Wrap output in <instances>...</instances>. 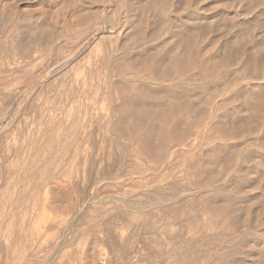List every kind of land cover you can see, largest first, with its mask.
<instances>
[{"label": "rangeland", "instance_id": "obj_1", "mask_svg": "<svg viewBox=\"0 0 264 264\" xmlns=\"http://www.w3.org/2000/svg\"><path fill=\"white\" fill-rule=\"evenodd\" d=\"M169 1L167 0V2H169V4H168L167 11L165 13V11L160 10L161 8L158 9L159 7H157V6H159V5H157L156 0L155 1L154 0H151V1L150 0H0V36L3 38V39L2 38L1 39L5 40V43H7L6 49H9V51L12 50V52H13L12 53L10 51V53H8L9 55L6 56V59L4 58L5 60L3 59V62L0 65L1 66L0 67V72H1L0 74L3 75L5 73L7 74L8 71L11 72V74H10V72L8 73L9 75L8 74L7 75L5 74L6 76L3 75L4 77L0 76V78L1 77L3 78V81H2V78L0 79V87L4 85L3 89H1V90H4V88L7 87V88H5V91H4L5 93L2 92L3 93L2 94L0 91L1 100L2 101L4 100V102H5V100L8 98V97L4 98V96L2 97V95H5L6 93L7 94L5 96H7L9 94L8 96L10 98V99L8 98L9 100L8 99L6 100L7 102H5V103L2 102L3 104L0 103V106H2L1 109H3L2 114L4 113L3 116L1 117L2 114H1V110H0V133L3 131V129H5V127L6 128L10 127L9 129H11V128L15 129L16 128L15 130L17 132L19 130V132H18L19 134L15 133V135H12L13 136L12 138L13 139L15 138L14 140L17 141L18 139H20L19 137L22 134V131H20L21 129L25 130V128H26L25 131H28V129H29V131H35L36 132L38 129L36 127L38 125V118L40 119V117H41L43 119V118H47L48 116L51 115V117H48L51 119V118L56 116L55 114H57V117H59L58 115L61 114L60 109L63 107L62 105H60V107L58 106L59 109H57L58 107L55 106V107H57L56 108L57 111L54 109L55 107H50L51 109H54L55 112L51 111V113L53 112V114L55 116H52V114H49L50 109L47 107L48 104H45L46 103L45 101H48L50 99L51 94H52V96H55L57 93L59 95L60 92L63 93L66 90L68 92H72V91H74V89H76V90L78 89L77 92H76V90L74 91L75 97L78 96L77 97L78 99L76 98V101H75L77 106H78L79 102H82V103L84 102L85 104L87 103L86 105L89 108L90 107L93 108V106L95 108V106L97 105L95 109L93 108V110L90 108L91 114L89 113L86 117L88 118V117H91V115H92L91 118L94 120V122H96V120H97V121L103 123V124L100 123L98 125L99 122H97V124H96L94 122H90V121H93V120H90V118H88V120H90V121H88L86 117H85V119H86L85 120L83 116H80V117H83V119L86 121L85 122L83 120V123L85 122L86 124L82 123V125H80L81 124L80 120L82 118H79V124H78L82 128L84 127V129L82 131V133L83 132L84 133L82 135L85 134L83 136L84 138L80 137V139L82 138L81 139L82 144H80L81 147L79 146V149L80 148L82 149L83 147L84 148L82 149V152H81V149L78 150L79 153L81 152V154L79 156L82 159H80L79 157H77L78 158L77 159L76 156H78V155H73V156H75L74 158L77 159L76 160L77 164H76V163H74L75 159L73 157H72V159H74V160H72V159L70 160L71 157L69 155H66L65 157H63L64 159H62V161L60 162L61 168L58 167L59 166L58 163L53 162L52 167L50 168V174L53 176L54 179H55V177H57L56 178L57 180L55 181L51 178L49 180L52 182H50L48 180L47 182L42 184L43 185L42 190L45 192L43 195V191L41 190L40 199H41V201H43V204L45 203L49 206L48 207L47 205L46 206L44 205V210H46V212L49 210V212H47V213H49L50 215L53 214V212H54L55 215H51L54 217H56V215H57V218H54V219L58 220L62 217L60 219V221L64 220V223L61 222L62 224L58 223L59 224L58 225L56 223L58 226L56 225L57 227H55V229L57 230V233H55V234H57L58 236L57 235L54 236L53 232L56 230H53V232H50V237L52 236L51 233H53L54 237L53 236H52L53 238L49 237L50 240L45 239L46 243L42 242L43 239H41V237L46 238L45 234H46V236H48L49 235L48 232H47L48 235H47V233H45V234L42 233V235L40 234L38 237H35L37 239V242L38 243L40 242V244H37V242L34 241L35 243L33 242V244H34L33 247L31 248V246H32L31 245L29 250L25 252L26 254L23 256L25 259L23 257H21V259L19 257L16 258V256H15L16 254L14 255V253H15V247L13 249V246H15V245H13L14 241H12V243H8V245L5 243L6 245L3 246V244H2L3 240H1V239H3V236H0V240H1L0 244H2V250L3 251L6 249V247L8 248V246L13 245L12 247L10 246L11 248L9 247V249L14 250V253H12V251H10L9 249L5 250L7 253L2 251L3 253H5L8 256H11L10 255L11 253L15 256V258H14V256L13 257L7 256L8 257L7 258L8 261H6L7 264H23V263L24 264H28V263L29 264H53V263L54 264H68L70 261L71 262L69 264H74V261H75V264H149V263L150 264L151 263L157 264V261H158V264H162V263L168 264V261H170L168 259H172V258H169L168 256H167L168 259H166L167 258L166 255H168V253L166 251H167V249H169V247L175 248L176 251L178 250V252H179V250L180 251L183 250V251H181V253H185V254H183L184 256L186 255L185 257H189V258L191 257V260H193L192 262L190 261L191 263L189 262L190 264H192V263L193 264H205V263L206 264H218V263L224 264L225 262H231L232 264H264V116H263L264 115V100H262V99H264V0H189L188 2H186V0H169ZM184 1L187 4H185ZM153 2H155V4ZM178 2L181 4L179 5ZM153 4H154V6H153ZM145 5H146V7H145ZM181 5H185V6H181ZM141 9H143V10H141ZM136 11L138 14L136 13ZM141 12H143V13H141ZM161 13H163V14H161ZM53 16H54V18H53ZM139 18L141 19V21ZM151 18L152 19L154 18V19L152 20ZM63 22H65L66 24ZM62 24H63V26H61ZM60 26L63 27L64 30L65 29L66 30L70 29V30H67L66 33H64V35H62L61 34L62 32H60V30H62L63 28H61ZM147 26H149V27H147ZM158 26L160 28L162 26L161 31H160V28H158ZM170 26L172 28V29H170L171 31L168 30V27H170ZM195 26H197V27H195ZM140 27L145 28L144 31L147 28V30H146L147 32L150 31L149 29H151L153 32H155L156 30L158 31V29H159V32H157L158 34L154 35V33L151 31L153 35L150 32H149V34L147 33V35L150 38H148V37L146 39L145 38H138V40L141 39V41L140 40L138 42L134 41L135 42L134 43L133 40H134V38H137V36L134 37L133 34L134 33L136 34L138 30L140 31ZM194 27L196 29H194ZM197 28L203 29V30H199ZM58 29H60V30H58ZM163 29L165 30V33H164ZM5 30H7L6 31L7 34H5ZM135 30H137V31L135 32ZM141 30H143V29H141ZM193 30H199L197 33V42L198 41L200 42L197 44H199L198 45L200 47L199 50L201 51V52H199V50H198L199 54L202 53V55H204V56L206 55L205 57L207 59L211 60L210 62H212V63L217 58L216 62H214V64H212L213 68H216V69H213V71H211L214 74L212 76H210V77H212V79L209 77L212 80V81L209 80L210 83L205 82L208 80L204 76L205 74L204 75L202 74V76H201L202 72L196 73L197 71H199V69L198 70L197 69H195V70L191 69L189 71V73H187L188 74L187 76H189L188 78L190 81L187 78L186 79L187 81L185 80L186 82L184 80L182 81L181 78H179L180 76H178V77L176 76L177 79L175 78V80L171 83H168V82L159 83V82H156V80L155 81L147 80L144 77L145 74H147V73H145L144 71L147 72L149 68L146 66H145L146 68L141 67L139 65V63L135 64V65H133V64L131 65L129 63V59H127V57L130 58L133 55L135 57V55L139 52L138 50H140L142 48H146L147 50H149L150 53H152L153 51L158 52V50L159 51L166 50L168 47H170L174 44V41L177 42L178 40H180L182 38L183 34L184 35L190 34V32H192ZM2 31H3V33H2ZM166 31H168V32L166 33ZM187 32H189V33H187ZM159 33H160V35H159ZM199 33H201V35ZM4 35L9 37V38L5 37ZM10 35H12V36H10ZM46 36L47 37L49 36L51 39L49 37L47 38ZM131 37L132 38L134 37V38L131 39ZM41 39H43V40H41ZM46 39L48 41H46ZM100 39H102V40L104 39V40L102 41ZM105 39H107V40L109 39V40L107 41ZM144 39H145V41H143ZM130 40H132V41H130ZM36 41L37 42L41 41L40 42L41 45H42V42L45 41L44 44L46 46L44 44L42 46L40 44L37 45ZM109 41H110V43L111 42L112 43L110 44ZM35 42H36V44H35ZM97 42L100 45H98ZM113 42H115V44ZM105 43H107V44H105ZM47 44H48V46H47ZM94 44L95 45L97 44L99 48L97 47V45L95 46ZM141 44H143V45H141ZM93 45H94V47H92ZM103 45H104V47H103ZM230 45H232V46H230ZM8 46H9V48H8ZM18 48L19 49L21 48L20 56H19V53L17 52ZM110 48H111V50H110ZM159 48H162V49H159ZM164 48H166V49H164ZM235 49H237V50H235ZM202 50H203V52H202ZM230 50L233 52H231ZM234 50H235V52H234ZM29 51H30V55L28 53ZM90 51H92L91 53H94L96 56H94L93 54L89 55ZM228 51H230L232 54L228 53ZM101 54H102V56H101ZM251 54L256 55V60L251 62L253 64H251L250 62L245 63L247 56L249 57ZM87 55H89L91 57L90 58L88 57V59H87ZM243 55H244L245 59H244ZM107 56H109V57L107 58ZM103 57H106V58H103ZM241 57H242V62H241ZM125 59H127L128 64L126 63ZM132 59H134V58H130V60H132ZM123 60H124V62H123ZM30 61H32V62H30ZM104 61H106V63L109 65H107ZM220 61H222V62L220 63ZM243 61H244V63H243ZM85 62L88 64H86ZM92 62L94 65L92 64ZM94 62H96V65ZM29 63L30 64L33 63V64L30 65ZM102 63H104L105 66ZM216 63L217 64L220 63L219 66H222V67L219 68V66ZM13 64L14 65L18 64V70H17V66H13ZM21 64H23V65H21ZM28 64H29V67L27 66ZM91 64L93 66H96V69L99 67L97 69V71H99L100 73L96 72V75L99 77H102L103 79L101 78L102 79L101 80L99 77H97L95 75L93 80H95L96 78L97 79L95 81H93L92 84H90L91 81H88V80H86V83L82 82L81 80L85 81V79H86L85 75H83L84 71H86V70L88 71L87 67L88 68L92 67ZM99 64L101 66H98ZM119 64H122L123 69H124V66H127V65L130 66L131 65L132 67L131 66L130 67L132 69H129V71L126 69L121 70L118 67ZM125 64H127V65H125ZM215 64L218 67L214 66ZM249 64H250L251 68H250ZM70 65L72 68L70 67ZM110 65H112V66L114 65L113 68ZM136 65H138L141 68H139L138 66L136 67ZM242 65L245 67H243ZM81 66H82V68H85V69L80 68ZM106 66H107V69H106ZM115 66H117L118 68H116ZM119 66L122 67L121 65H119ZM46 67H47V70H46ZM69 67H70V69H72V70H70L71 71L70 73H69V71H67V72L65 71L66 69H69ZM76 67L77 68L79 67L80 69L83 70V71H81L82 73H80L81 75H78V74L74 75L76 71L78 73V69L76 71L74 70ZM11 68H13V69H11ZM14 68L16 70L15 72H13ZM25 68L27 69V71H28V69L32 70V72L30 71L32 74L29 72L31 75H28V72H26ZM52 68L58 69L62 73L64 71L63 74L66 73L65 74L66 77H65V75L63 77L64 81L59 80L57 82H52V79H51L52 75H49V74H47V76H44V77L41 75L37 76L38 74H40L39 72H42V70L50 71V70H53ZM102 68L107 72H105ZM133 68H136V69H134L136 71H143V72L137 73V74H135V73L131 74V72L134 71ZM222 68L224 70H222ZM130 70H132V71H130ZM17 71H21L20 73H22V75H20V73H18ZM123 72L125 75L123 74ZM25 73L28 76L25 75ZM68 73H69V75H67ZM126 73H128V74H126ZM183 73H185V72H183ZM222 73H223V76H222ZM101 74H102V76H101ZM199 74H200V76H197ZM216 74L218 75L219 78H217ZM11 75H13V77ZM77 75H78V78H77ZM135 75H137V76H135ZM23 76H25V77H23ZM67 76L69 79H71L72 77L74 78V76H75V79L73 80V78H72V80H67L68 79ZM82 76H84V77H82ZM203 76L205 77L204 79H203ZM215 76H216V79H215V81H213L214 80L213 77H215ZM221 76L223 78H221ZM105 77H107V78L105 79ZM11 78H13V79H11ZM80 78H83V79H80ZM5 79L8 82H6ZM61 79H62V77H61ZM196 79H199V80H196ZM202 79H203V81H202ZM98 80L100 82H98ZM113 80H115V81H113ZM142 80H143V82H142ZM195 80L197 82H195ZM13 81H14V83H13V86L11 88V86L8 84H10V82H13ZM50 81L52 83L49 85ZM67 81H69V83L72 84V87L70 86L69 89L67 87V85H69V83ZM78 81H81L80 82V83H82L81 86L79 85L80 83ZM125 81L128 83H126ZM2 82L5 83L6 85L3 84ZM63 82H64V84H63ZM88 82L90 85L88 84ZM94 82L97 84H95ZM105 82H106L107 86L105 85ZM200 82L202 83V85ZM29 83H30V87L28 86ZM75 83H77V84L75 85ZM83 83H85V85ZM140 83H141V85H140ZM203 83H204V85H203ZM73 84H74V86H73ZM93 84H95L96 86ZM132 84H135L134 87L136 90H138V91L135 90L136 92H139L140 89H141V91H145V89H147L150 92L145 91L144 93L150 94L151 92H153L155 95H158V97L156 96L157 100L155 98H153L155 95L150 96L153 100L150 98L148 99V108L150 110L152 109L149 112L152 114L150 115V113L148 112L149 116L147 117L148 114L146 116H144L148 119L143 118V121H144L143 126L145 123L146 124L144 127L142 126L143 127L142 129L140 127L139 131H140V129L141 130L144 129L143 131H145L146 125L150 126L151 123H152L151 126L154 125L153 126L154 129H156L158 127L157 128L158 131H163L165 129L163 123L160 122V119L156 118L155 116L153 117V115H156L154 113V109H156L158 107L157 110H155V111H159L160 108L161 109L164 108L161 105L164 104V106H166L167 105L166 103H170L175 98H176V101H180L181 103L186 102L187 100L189 101L190 97H192V99H193V100L190 99L191 101L188 102L189 104L191 103L190 105H192L190 109H189L190 105H187V102H186V105L183 103V105H185L186 107L188 106L186 111H185L186 108H184L185 106L181 105V107L184 108V109L182 108L183 111L186 112V113H184L182 111L184 114V117L185 118L188 117L187 120L190 118L188 120L191 122L190 131H188L181 138L182 144H181V146L179 145V148L177 146V143L174 144L175 142H169V144L170 143L171 144L170 145L168 144L167 149L164 150V153L166 155L164 153H162V158L164 159V157H166L165 160L160 159L161 160L160 161V160H158L159 158H138L137 155L134 156V151H130V150L137 148L138 144H137V141L135 139L136 137L133 135L134 132L132 133L133 136H130V131H129L128 127H127L126 136H123L124 138L121 135H115L116 138L112 135V138H110L111 135L110 136L108 134H107L108 136L106 135V133L112 134L110 131L104 133L105 129L107 128L106 123L107 122L109 123V120L107 121V119H105V118H108V117H106L105 112L108 111L106 109V108H108V105L112 104V103L109 104L110 101L115 104V105L112 104L113 106L117 107L122 102V99H123L122 96L123 95L125 96V94L126 95L132 94V91H131V85ZM148 84H150V85H148ZM154 84H155V86H154ZM168 84H169V86H168ZM171 84L172 85L175 84V85H173L174 87ZM176 84H177L178 88L176 87ZM91 85H93L95 87V89L98 90V92H97V90L95 91V93L93 92L94 93L93 95H95V96H93V95L92 96L94 98L92 96H90L92 94L91 90H93V91L95 90ZM82 86L84 89L82 88ZM126 86H127V88H126ZM86 87H87V90H86ZM89 87H92V89ZM170 87H172V88L170 89ZM205 87H206V90H204ZM47 88H48V91H47ZM57 88H58V90H57ZM80 88H82L81 92H80ZM115 88H117V89H115ZM70 89H72V90L69 91ZM88 89H90V90H88ZM179 89H181V90H179ZM192 89H193V92H192ZM6 90H8V91H6ZM29 90H30V92L32 91V93H30ZM82 90H83V92H82ZM172 90H173V92H172ZM15 91H17L18 93H16ZM159 91L161 92V94ZM177 91H178V93H177ZM11 92H12L13 96H11L12 95ZM48 92H49V94H48ZM85 92L87 93V96H86ZM124 92H125V94H124ZM78 93H80V94H78ZM141 93H143V92H141ZM79 95H82V96H79ZM107 95H108V97H107ZM42 96H43V98H42ZM46 96L48 97L47 99H46ZM254 96H256V97H254ZM259 96H260V102L257 103L258 99H254V98H259ZM79 97L80 98L82 97V98L79 99ZM184 97L187 99H185ZM2 98H4V99H2ZM89 98H92V99H90L91 101L94 100L93 103L91 102L93 104V106L91 105L90 102L86 101V100H89ZM108 98L111 100L109 101ZM177 98H178V100H177ZM194 98L196 101L194 100ZM34 99L36 100V102ZM95 99H96V101L98 100L97 103L95 102ZM1 100H0V102H1ZM37 100H39V101H37ZM52 100H53V98H52ZM103 101H104V103H103ZM10 102L12 103L11 105L9 104ZM35 103L37 105H35ZM105 103L108 104L107 107L105 106L106 108L104 107ZM7 104H8V107L5 106ZM26 104H27V106H26ZM98 104H99V106H98ZM101 104L103 107L100 106ZM202 104H203V106H202ZM73 105H75L74 102H73ZM89 105H91V106H89ZM243 105H245V106H243ZM6 107H7V109H5ZM36 107H37V109H36ZM97 107H99V108H97ZM28 108H31V109H28ZM105 109H106V111H105ZM4 110H5V112H4ZM39 110H41V111H39ZM47 110H48V112H46ZM94 110L96 111V113ZM35 111H37L38 113ZM103 111L105 113V116L102 113ZM25 112H27L28 115ZM43 113H44V115H43ZM93 113H95V115ZM98 113L100 115H98ZM13 114H14V116L16 115L15 117L13 116L15 119H12ZM24 114H25V116H24ZM93 115H94V118H93ZM28 116H29V119H28ZM32 116H33V118H32ZM45 116H47V117H45ZM236 116H238V117H236ZM99 117L101 119H98ZM22 118L23 119L26 118V119L23 120ZM36 118H37V120H36ZM202 118H203V120H201ZM33 119H34L36 124L34 123ZM104 119L106 120V122L103 121ZM157 119H158V122L156 123L155 121H157ZM195 119H197V120H195ZM10 120H11V122L12 121L13 122L10 123ZM25 120H26V122H25ZM31 120L33 121V123H31ZM88 122L90 124L92 123L91 124L92 126H90V128H88L89 127V125L87 124ZM201 122H202V125H201ZM206 122H208V124ZM219 122H221V123H219ZM18 123H20V124H18ZM223 123H224V125H226V123L227 124L228 123L229 124L237 123L238 125L240 124V126H242L243 130H239V131L235 132L234 134L231 133L233 135V137L231 136V134L222 135L220 133V131H218L217 129H220V127L223 126L222 125ZM27 124L29 125L30 128L26 127V126H28ZM104 124H106V125H104ZM156 124H157V126H156ZM203 124H206V126L204 127L205 129L204 128L202 129ZM210 124H212V125H210ZM218 124H219V126H218ZM84 125L88 126V127H86L87 131H85L86 129H85ZM93 125H95V126L97 125L98 127L97 126L95 127ZM103 125L105 128L104 130H103ZM197 125H199V126H197ZM243 125H245V126L243 127ZM22 126H25V128H23ZM161 126H162V128H161ZM208 126H209V128H206ZM17 127L18 128L22 127V128L18 129ZM91 127H93V128H91ZM99 127L100 128L102 127L101 132H100ZM215 127H217V128H216V130L213 131L212 129L213 128L215 129ZM252 127H253V129H252ZM159 128H161L162 130ZM192 128H194V129L196 128L197 130H198V128L201 129L200 135H201L203 140H200L201 139V137L199 138L200 135L198 137H196L194 140H192L191 136H188V135H191L190 132H194V130ZM88 129H91L92 131H94L95 129H97V130H95V132H93L94 134H92L91 130H88ZM98 129H99V131H98ZM131 129L132 128H130V130ZM88 131H89V133L87 134ZM106 131H108V130H106ZM215 131L217 132V134L219 133V136H217V134L215 136ZM209 132L213 133L214 135L210 134ZM239 132H240V134H239ZM37 133H39V131H37L34 134V136H36L35 138H37V140L34 138L35 141H38V138H39ZM138 133H140V132H138ZM141 133L143 134L144 132H141ZM243 133H244V135H243ZM16 134L19 136L17 137ZM86 134L88 135V137ZM89 134H91V135H89ZM235 134H237V135H235ZM80 135L81 134H79V136ZM102 135H106L107 137L103 136L104 139H102L103 138ZM211 135L213 137V140L211 138ZM99 136L101 138H99ZM220 136L222 139L219 138ZM229 136L231 138H229ZM16 137H17V139H16ZM105 137H106V139H105ZM118 137H120V138L122 137L121 138L122 141H119ZM12 138L9 140L10 142L9 141L4 142L3 140L0 139V154H1L0 155V161H1L0 164L1 165L3 162L6 161V158L7 159L12 158L14 156V154H16L17 149H15V148H18L20 140H18L17 142L16 141L14 142V141H12ZM85 138L86 139L89 138V139H87V142L85 141L86 140ZM91 138H94V141H93V139L91 141ZM109 139L111 141L112 140L114 141L112 143H115L116 147L114 144L113 145L111 144V141L109 142V144H108V142H106V144H105L106 148L104 151L105 145H103V144L105 143V140L109 141ZM158 139L159 138L155 139L153 141V144H152L153 150H155V151H157L156 149L158 147L155 148L154 145L157 146V144H160V143H161V145L160 146L158 145V146H159L160 150L163 149L161 147V146H163L162 141L159 140V143L156 142V141H158ZM102 140L104 143L102 142ZM116 140H118V141H116ZM39 141H41V138ZM84 141L86 142V145L84 144ZM184 141H185V143H184ZM219 141H221V142H219ZM97 142H99V143L97 144ZM5 143H7L8 145L10 143L11 144L15 143V144H14V146L13 145L11 146V144H10L11 147H9V149H6V150H8V151H6L4 148V147H6ZM92 144H95V145H92ZM99 144H101V146L103 145L102 148ZM110 144L114 148L112 146H108ZM218 144L220 146L223 144L222 145L223 147L221 146V150L223 149V151L225 153L226 152L228 153V151H229V153L228 154L226 153V154L228 155L227 157H230L228 159L229 160L231 159V160H230V162L225 163L226 164L225 167L222 166V163L211 161L209 159H208L209 160V162H208L207 158L205 157L206 151L207 150L209 151V149L211 147L216 146ZM84 145L86 146V148ZM126 145H127V147H126ZM176 146H177V148H176ZM159 148H158V150H159ZM10 149H11V151H10ZM13 149L15 150V152H13L14 151ZM33 149L34 148H32L30 150V155H29L30 157L28 156V160L33 159L35 156L37 158V156H38V155H36L37 151L35 149L34 150ZM108 149L109 150L111 149L112 151L111 150L109 151ZM134 150H136V149H134ZM172 150H173L172 153L173 154L176 153V154H174V155L172 154L170 156L169 153ZM34 151L36 154L34 153ZM155 151H153V153H155ZM110 152H111V154H110ZM184 152H185V154H184ZM11 153L13 156L11 155ZM79 153L77 152V154H79ZM118 153H120V154H118ZM115 154H116V156H115ZM9 156H11V157H9ZM104 156H106V157H104ZM152 156L154 157V154H152ZM87 157H89V158H87ZM90 158L92 160H89ZM20 160H21V158H20ZM20 160L18 158L19 164L21 165ZM146 162L148 164H146ZM62 163L65 165H63ZM80 163L83 165V167L81 166ZM150 163L152 164V166ZM72 164H74V165H72ZM225 164H223V165H225ZM56 165H57L59 170H53L54 168H57ZM62 165H63V167H62ZM80 166L82 168H85L86 170L82 169ZM64 167L68 168L69 170H67V169L65 170ZM78 167L81 168L80 171L77 170V169H79ZM135 167L137 169L134 170ZM141 167H143V168H141ZM0 168L2 169L3 166H1ZM70 168H71V170H70ZM129 168H131V169H129ZM74 169H75L76 173H77V171H79L77 174L78 176H76V174H74V177H75L76 185L78 186L79 191L81 190L80 192L79 191L76 192L75 188L71 185V183L69 181H67L68 179H66L67 178L66 175H68V173L70 171H72V173H75ZM143 169H144V171H143ZM83 170H84V173H83ZM65 171L66 172L68 171V172L64 173ZM61 173H64L63 177H60V176H62ZM88 174H89L90 178L89 177L87 178ZM0 175L3 176L4 173H2V174L0 173ZM80 175H83V176H80ZM1 176H0V187L3 183L1 181L5 180L6 175L3 177H1ZM84 176H85V178H84ZM104 177H106V178H104ZM62 180H64L65 182ZM60 183H61V185H60ZM69 183H70V185H69ZM161 187L163 188V190ZM173 187H175V188H173ZM65 188H66V190H65ZM169 188H170L171 193L168 192L167 194H169V195L171 194L170 195L171 197L169 196L167 199H165L164 196L166 195V191H169ZM219 189H220V191H219ZM161 190H162V193L160 192ZM0 191H2V190H0ZM45 193H49L48 196H46L47 194H45ZM216 193H217V195H216ZM218 194L220 197L218 196ZM156 195L158 196V199H157ZM150 196H151V198H150ZM160 196H162V197H160ZM167 196H165V197H167ZM45 197L48 198L47 199L48 201L46 199H44ZM159 198H161V199H159ZM150 199L151 200L153 199L154 201L153 200L151 201ZM211 199H215V201L211 200ZM162 200H164V201H162ZM210 200L213 203L214 202L217 203V207H218V209H220V210L217 209L218 211L216 212L215 209L210 208L212 210V212H213V210H215L214 212H216V213H211V211H209L210 209H208L209 204L207 202ZM135 202L137 204L139 203L138 204L139 206ZM176 202H178V203H176ZM140 203H142V205ZM171 203H173V204H171ZM9 204H10V202L7 201L5 205L8 206ZM43 204L41 203V206H43ZM199 204H201V205H199ZM224 204H226V205H224ZM228 204L230 206H228ZM136 205L138 206V208L142 207V210L144 211V213L146 212L145 210H147L148 211V212H146L147 214L149 213L150 215H153V217L157 216V217H155L157 220L160 219V225L161 226H160V228H158V229H160V231L157 230L158 234L155 232L153 233L152 231L145 230L143 227V223L141 221H139V222L137 221L138 222L137 225H135V223H137V222H133V223L131 222V224L127 222L128 225H127V223L124 224L123 219H122L124 217L123 216L125 213L124 211L128 210L129 208L135 209V208H137ZM172 205L174 207L177 205L178 208H176V209H179V211H181V213L183 211L185 213L183 212L181 214V213H179V211H178V214H180V215L173 213L172 208H171ZM181 205H182L183 209H182ZM184 205H185V207H184ZM94 206L96 208H94ZM38 207L40 209V206H38ZM38 207H37V209H35L37 211L34 212L35 217L41 216L40 214L38 215V213L43 214V212H41L40 210H39L40 212L38 211ZM46 207L48 208V210ZM144 207L146 209H143ZM174 207H173V209H174ZM179 207H181V208H179ZM102 208H103V210H102ZM205 208H206V210H205ZM77 209H78V211H77ZM167 209L170 212H172L173 215L176 214L177 216L174 215V217H173V215H170L169 214L170 212ZM221 209H223V210H221ZM226 210H227V212H226ZM97 211L98 212L100 211V212L97 214ZM113 211H115V212L113 213ZM220 211L221 212L223 211L222 212L223 214L221 215V217L219 216V214H221ZM73 212H75V213H73ZM1 213L3 214V209H0V216L2 215ZM122 213H123V215H122ZM96 214L99 215L100 217L103 216L101 218L102 221L100 220V217L98 218L100 221L94 220V219H97ZM213 214L214 215L218 214L217 216H219V217H216V215H215L216 220L210 221L209 218H211ZM32 215H33V212H32ZM167 215H169V216H167ZM181 215H182V217H181ZM207 215H209V216L207 217ZM111 216H112V218H111ZM121 216H122V218H120ZM165 217H168V218H166L167 221L165 220ZM103 218H104V220H103ZM81 219H83V220H81ZM169 219L172 222V224L169 221ZM92 220H94L95 224L92 222L94 225L92 223L90 224V222ZM182 220H184V221H182ZM97 221H99V223ZM118 221H119V223H118ZM121 221L123 222V224ZM120 222H121V224H120ZM208 222H210V223H208ZM86 223H88V224L86 225ZM206 223H208V224H206ZM63 224H64V226H60ZM103 224L108 225V228L106 225L104 227ZM109 224H112V225L110 226ZM100 226H102L103 228ZM96 227H100L101 229L96 228ZM170 227L172 229L173 228L174 229L172 230ZM112 228H113V230H112ZM116 229H118V230H116ZM104 230H105V232H104ZM107 230H109V231H107ZM111 230L114 231V233ZM170 230L172 233L169 232ZM110 231L112 233V234H110V236L112 235L114 238L116 236V239L118 237V239H117L118 241L109 237L108 234L110 233ZM115 231L117 232V234ZM102 232H103V234H102ZM100 233H101V235H100ZM105 233H107V234L103 238ZM173 234H174V236H173ZM107 235H108V238L106 237ZM36 236H37V233H36ZM120 236H122L123 238H120ZM156 237L158 238V241L161 239L163 241V244L165 242V246L161 245L162 244L161 240H160L161 241L160 245L162 247H159L160 246L159 244H156V243L154 244L155 240L157 241ZM73 238H74V240H73ZM119 238H120V240H119ZM40 239H41V241H40ZM164 239H166V241ZM167 239L168 240L171 239L173 242H170L171 241L170 240L169 241L170 244H168L169 242H167ZM45 240H43V241H45ZM47 240H49L50 242H48ZM79 240H81L82 245H80ZM151 240L152 241L154 240V241L152 242ZM35 244H37L38 246ZM166 244H168V246ZM77 245L79 247L80 246L81 247L78 248ZM151 245H153L154 247ZM157 245H158V247H156ZM3 247L5 249H3ZM161 248H163L164 250ZM158 249H160V250H158ZM103 250H105V251H103ZM154 250H156V251L154 252ZM70 251H72V252H70ZM140 251H142V252H140ZM157 251H159V252H157ZM189 251L190 252L192 251V252L190 253ZM64 252H66V253H64ZM162 253H163V255H162ZM188 253H189V256H187ZM64 254H66V255H64ZM68 254H69V256H68ZM71 254H73V255H71ZM154 254H157L158 256H156ZM202 254L204 256H202ZM70 255H71V257H70ZM108 255H109V257H108ZM169 256H171V254H169ZM199 256H200V258H199ZM76 257H78V259ZM153 257H156V259ZM10 258H14L15 261L13 259H10ZM164 258H165V260H164ZM196 258L200 259V260H197ZM80 259H82V260H80ZM154 259H155V261H154ZM161 259H162V261H161ZM11 260H13L12 263H10ZM223 260H224V262H223ZM3 261L4 260H1L0 262H3ZM76 262H78V263H76ZM153 262H155V263H153ZM3 263L5 264V261ZM3 263H0V264H3ZM189 263H186V264H189Z\"/></svg>", "mask_w": 264, "mask_h": 264}, {"label": "bare ground", "instance_id": "obj_2", "mask_svg": "<svg viewBox=\"0 0 264 264\" xmlns=\"http://www.w3.org/2000/svg\"><path fill=\"white\" fill-rule=\"evenodd\" d=\"M151 1V0H150ZM155 1V0H154ZM169 1V0H168ZM189 0H186V2H188ZM170 2V1H169ZM169 2H167V0H156V3H157V5H159V6H157V7H159L158 9H160V10H162V11H165V13H166V11H167V8H168V4H169ZM183 2V1H182ZM152 3V2H151ZM150 3V4H151ZM154 4H155V2H153ZM179 3V2H178ZM184 3H185V1H184ZM183 3V4H184ZM145 4V3H144ZM154 4H153V6H154ZM171 4V3H170ZM181 3H179V5H180ZM185 4H187V3H185ZM178 5V4H177ZM178 5V6H179ZM152 6V7H153ZM181 6H185V5H181ZM145 7H146V5H145ZM155 8V7H154ZM177 8V7H176ZM157 9V8H156ZM182 9V8H181ZM180 9V10H181ZM141 10H143V9H141ZM146 11V10H145ZM154 11V10H153ZM49 12V11H48ZM54 12V11H53ZM144 12V11H143ZM143 12H141V13H143ZM160 12V11H159ZM180 12V11H179ZM183 12V11H182ZM13 13V12H12ZM51 13V12H50ZM136 13H137V11H136ZM147 13V12H146ZM14 14V13H13ZM57 14V13H56ZM138 14V13H137ZM158 14V13H157ZM161 14H163V13H161ZM58 15V14H57ZM143 16V15H142ZM145 16V15H144ZM159 16V15H158ZM129 17V16H128ZM140 17V16H139ZM171 17V16H170ZM53 18H54V16H53ZM57 18V17H56ZM140 19V18H139ZM143 19V18H142ZM147 19V18H146ZM152 19V18H151ZM154 19V18H153ZM152 19V20H153ZM173 19V18H172ZM72 20V19H71ZM4 21V20H3ZM135 21V20H134ZM140 21H141V19H140ZM145 21V20H144ZM160 21V20H159ZM174 21V20H173ZM17 22V21H16ZM53 22V21H52ZM51 22V23H52ZM66 22V21H65ZM65 22H63V23H65ZM139 22V21H138ZM163 23V22H162ZM171 23V22H170ZM192 23V22H191ZM66 24V23H65ZM145 24V23H144ZM167 24V23H166ZM136 25V24H135ZM148 25V24H147ZM170 25V24H169ZM176 25V24H175ZM192 25V24H191ZM204 25V24H203ZM51 26V25H50ZM61 26H63V24L61 25ZM60 26V27H61ZM69 26V25H68ZM137 26V25H136ZM157 26V25H156ZM164 26V25H163ZM166 26V25H165ZM146 27V26H145ZM147 27H149V26H147ZM195 27H197V26H195ZM194 27V29H196ZM200 27V26H199ZM203 27V26H202ZM13 28V27H12ZM61 28H63V27H61ZM67 28V27H66ZM157 28V27H156ZM158 28H160L159 26H158ZM161 28H162V26H161ZM161 28H160V31H161ZM174 28V27H173ZM183 28V27H182ZM193 28V27H192ZM205 28V27H204ZM3 29V28H2ZM10 29V28H9ZM141 29H143V30H141ZM144 29L145 28H142V27H140V31L138 32L137 30H135V32L137 31V33L135 34H133V36L135 37V36H137V38H134V40H133V42L135 41H141V39H139L138 40V38H150L148 35H147V33L149 34V32L152 34V30L151 29H149L150 31L149 32H147L146 30H147V28H146V30L144 31ZM165 29V28H164ZM163 29V30H164ZM167 29V28H166ZM170 29H172L171 28V26L170 27H168V30L169 31H171ZM197 29H199V28H197ZM58 30H60V29H58ZM67 30H70V29H67ZM66 29L64 30V28L62 29V30H60V32H62L61 34L62 35H64V33H66V31H67ZM175 30V29H174ZM199 30H203V29H199ZM199 30H193L192 32H190V34H183V36H182V38L180 39V40H178L177 42L176 41H174V44L172 45V46H170V47H168L167 49L166 48H164V49H166V50H163V51H159L158 50V52L157 51H153L152 53H150L149 52V50H147L146 48H142V49H140V50H138L139 52L135 55V57H134V55L133 56H131L130 58H134V59H132V60H130V58L129 57H127V59H129V63L132 65H135V64H138L139 63V65L141 66V67H148L149 69H148V71L146 72V71H144L145 73H147V74H145V78L147 79V80H153V81H155L156 80V82H159V83H166V82H168V83H171V82H173L174 80H175V78H176V76L178 77V76H180L179 78H181V80L183 81H185L189 76H187L188 74L187 73H189V71L192 69V70H195V69H199V71H197L196 73H198V72H202L201 73V76H202V74L208 79L207 81H205V82H207V83H210V81H212L211 79H212V77H210V76H212L214 73L213 72H211V71H213V69H216V68H213V65L212 64H214V62H216V59H215V61L212 63V62H210L211 60H209V59H207L204 55H202V53H200L199 54V52H201L199 49H200V47L198 46L199 44H197V43H200L199 41L197 42V33H198V31ZM206 30V29H205ZM6 31L7 30H5V34H7L6 33ZM72 31V30H71ZM152 31V32H151ZM156 32V33H155ZM155 32H153L154 33V35L155 34H158L157 32H159V29H158V31L156 30ZM168 31H166V33H167ZM2 33H3V31H2ZM164 33H165V30H164ZM182 33V32H181ZM186 33V32H185ZM187 33H189V32H187ZM51 34V33H50ZM56 34V33H55ZM59 34V33H58ZM171 34V33H170ZM176 34V33H175ZM200 35H201V33H199ZM207 34V33H206ZM2 35V34H1ZM21 35V34H20ZM73 35V34H72ZM153 35V34H152ZM159 35H160V33H159ZM163 35V34H162ZM182 35V34H181ZM5 36V35H4ZM10 36H12V35H10ZM139 36V37H138ZM199 36V35H198ZM5 37H7V36H5ZM47 37V36H46ZM49 37V36H48ZM47 37V38H48ZM53 37V36H52ZM71 37V36H70ZM154 37V36H153ZM202 37V36H201ZM2 37L0 36V65L2 64V62H3V59L5 58L6 59V56H8L9 54L8 53H10V51L12 52V50H10L9 51V49H6V44L7 43H5V40H2L1 39ZM7 38H9V37H7ZM14 38V37H13ZM50 38V37H49ZM107 38V37H106ZM132 37H131V39H133ZM180 38V37H179ZM206 38V37H205ZM44 39V38H43ZM43 39H41V40H43ZM51 39V38H50ZM128 39V38H127ZM136 39V40H135ZM145 39L143 40V41H145ZM171 39V38H170ZM20 40V39H19ZM35 40V39H34ZM96 40V39H95ZM100 40H102V39H100ZM104 40V39H103ZM102 40V41H103ZM105 40H107V39H105ZM109 40V39H108ZM107 40V41H108ZM7 41V40H6ZM9 41V40H8ZM38 41V40H37ZM36 41V42H37ZM46 41H48L47 39H46ZM130 41H132V40H130ZM201 41V40H200ZM18 42V41H17ZM36 42H35V44H36ZM41 42V41H40ZM40 42H37V45L38 44H40L41 45V43ZM44 42L45 41H43L42 42V45L44 44ZM51 42V41H50ZM99 42V41H98ZM97 42V44L98 45H100L99 43ZM105 42V41H104ZM118 42V41H117ZM134 42V43H135ZM207 42V41H206ZM47 43V42H46ZM94 43V42H93ZM103 43V42H102ZM109 43H110V41H109ZM108 43V44H109ZM112 43V42H111ZM110 43V44H111ZM114 44H115V42H113ZM124 43V42H123ZM210 43V42H209ZM23 44V43H22ZM34 44V45H35ZM52 44V43H51ZM96 44V45H97ZM105 44H107V43H105ZM132 44V43H131ZM146 44V43H145ZM151 44V43H150ZM10 45V44H9ZM39 45V46H40ZM41 45V46H42ZM45 45V44H44ZM50 45V44H49ZM60 45V44H59ZM95 45V44H94ZM94 45L92 46V47H94ZM95 45V46H96ZM98 45H97V47H98ZM130 45V44H129ZM135 45V44H134ZM141 45H143V44H141ZM201 45V44H200ZM13 46V45H12ZM20 46V45H19ZM38 46V47H39ZM46 46V45H45ZM47 46H48V44H47ZM146 46V45H145ZM149 46V45H148ZM152 46V45H151ZM230 46H232V45H230ZM234 46V45H233ZM17 47V46H16ZM22 47V46H21ZM26 47V46H25ZM101 47V46H100ZM103 47H104V45H103ZM143 47V46H142ZM150 47V46H149ZM202 47V46H201ZM8 48H9V46H8ZM41 48V47H40ZM39 48V49H40ZM49 48V47H48ZM99 48V47H98ZM213 48V47H212ZM228 48V47H227ZM232 48V47H231ZM239 48V47H238ZM11 49V48H10ZM13 49V48H12ZM38 49V48H37ZM93 49V48H92ZM95 49V48H94ZM157 49V48H156ZM159 49H162V48H159ZM208 49V48H207ZM229 49V48H228ZM234 49V48H233ZM8 50V51H7ZM24 50V49H23ZM90 50V49H89ZM107 50V49H106ZM110 50H111V48H110ZM198 50H199V52H198ZM206 50V49H205ZM235 50H237V49H235ZM235 50H234V52H235ZM240 50V49H239ZM238 50V51H239ZM17 51V50H16ZM15 51V52H16ZM55 51V50H54ZM152 51V50H151ZM231 51V50H230ZM228 51V53H230V54H232L231 52H233V51ZM18 53H19V56H20V53H21V48L19 49L18 48V51H17ZM23 52V51H22ZM92 51H90L89 52V55H91V54H93L94 56H96L94 53H91ZM94 52V51H93ZM104 52V51H103ZM106 52V51H105ZM113 52V51H112ZM202 52H203V50H202ZM206 52V51H205ZM255 52V51H254ZM13 53V52H12ZM29 53V55H30V51L28 52ZM32 53V52H31ZM87 53V52H86ZM96 53V52H95ZM101 53V52H100ZM23 54V53H22ZM57 54V53H56ZM98 54V53H97ZM104 54V53H103ZM106 54V53H105ZM109 54V53H108ZM111 54V53H110ZM134 54V53H133ZM204 54V53H203ZM235 54V53H234ZM233 54V55H234ZM28 55V54H27ZM28 55V56H29ZM34 55V54H33ZM86 55V54H85ZM89 55H87V59H88V57L90 58L91 56H89ZM107 55V54H106ZM209 55V54H208ZM18 56V57H19ZM101 56H102V54H101ZM230 56V55H229ZM228 56V57H229ZM32 57V56H31ZM109 56H107V58H108ZM212 57V56H211ZM232 57V56H231ZM243 57H244V55H243ZM103 58H106V57H103ZM117 58V57H116ZM225 58V57H224ZM4 59V60H5ZM122 59V58H121ZM127 59H125V61H126V63H127ZM212 59V58H211ZM244 59H245V57H244ZM243 59V60H244ZM100 60V59H99ZM98 60V61H99ZM103 60V59H102ZM209 60V61H208ZM220 60V59H219ZM226 60V59H225ZM240 60V59H239ZM254 60H256V55H250L249 57L247 56V59H246V62L245 63H251L252 61H254ZM78 61V60H77ZM81 61V60H80ZM85 61V60H84ZM83 61V62H84ZM87 61V60H86ZM118 61V60H117ZM116 61V62H117ZM213 61V60H212ZM227 61V60H226ZM225 61V62H226ZM229 61V60H228ZM30 62H32V61H30ZM97 62V61H96ZM96 62H94L95 63V65H96ZM102 62V61H101ZM105 63H106V61H104ZM123 62H124V60H123ZM222 61H220V63H221ZM241 62H242V57H241ZM34 63V62H33ZM32 63V64H33ZM86 63V62H85ZM84 63V64H85ZM113 63V62H112ZM219 63V64H220ZM230 63V62H229ZM243 63H244V61H243ZM30 64V63H29ZM29 64L27 65L28 67H29ZM32 64H30V65H32ZM86 64H88V63H86ZM92 64H93V62H92ZM91 64V65H92ZM98 64V63H97ZM101 64V63H100ZM98 65V66H101V65ZM104 66H105V64L104 63H102ZM107 64V63H106ZM124 64V63H123ZM128 64V63H127ZM127 64H125V65H127ZM217 64V63H216ZM214 65V66H219V64H217V65ZM228 64V63H227ZM242 64V63H241ZM251 64H253V63H251ZM260 64V63H259ZM21 65H23V64H21ZM37 65V64H36ZM76 65V64H75ZM94 65V64H93ZM92 65V67H90V68H88L87 67V69H88V71L86 70V71H84V74L83 75H85V77H86V79H85V81H83V80H81L82 82H85L86 83V80H88V81H91V83L90 84H92L93 83V81H95V80H93L94 79V76L96 75V72H99V71H97V69L99 68H97L96 69V66H93ZM107 65H109V64H107ZM115 65V64H114ZM113 65V66H114ZM119 65H121L122 66V64H119ZM118 65V67H119V69H123V66L122 67H120ZM130 65V66H131ZM144 65V66H143ZM223 65V64H222ZM244 65V64H243ZM242 65V66H243ZM13 66H17V70H18V64L17 65H14L13 64ZM12 66V67H13ZM25 66V65H24ZM77 66V65H76ZM83 66V65H82ZM82 66L80 67V68H82ZM88 66V65H87ZM90 66V65H89ZM110 66H112V65H110ZM113 66H112V68H113ZM129 65H127V66H124V69L123 70H128L129 71V69H132L130 66L128 67ZM138 65H136V67H137ZM217 66V67H218ZM249 66H250V64H249ZM1 67V66H0ZM8 67V66H7ZM31 67V66H30ZM36 67V66H35ZM70 67H71V65H70ZM70 67H69V69H66L65 71L67 72V71H69V73L71 72L70 70H72V69H70ZM116 68H118L117 66H115ZM127 67V68H126ZM139 67V66H138ZM141 67H139V68H141ZM145 67V68H146ZM220 67H222V66H219V68ZM224 67V66H223ZM243 67H245V66H243ZM242 67V68H243ZM72 68V67H71ZM79 67L77 68H73L75 71L78 69V73H77V71L75 72V74L74 75H76V74H78V75H81L80 73H82L81 71H83L82 69H85V68H82V69H80ZM105 68V67H104ZM111 68V67H110ZM115 68V69H116ZM144 68V69H145ZM250 68H251V66H250ZM249 68V69H250ZM11 69H13V68H11ZM26 69V68H25ZM53 69V68H52ZM101 69V68H100ZM103 69V68H102ZM106 69H107V66H106ZM118 69V70H119ZM134 69H136V68H133V70ZM34 70V69H33ZM46 70H47V67H46ZM46 70H42V72H39L40 74H38L37 76H39V75H41V76H47V74H49V75H52L51 76V79H52V82H57V81H59V80H63L64 78V75L66 74H63L64 73V71H63V73L61 72V71H59L58 69H53V70H50V71H46ZM62 70V69H61ZM104 70V69H103ZM114 70V69H113ZM117 70V69H116ZM201 70V71H200ZM222 70H224L223 68H222ZM227 70V69H226ZM241 70V69H240ZM13 71V70H12ZM16 70H15V68H14V71L13 72H15ZM32 70H30V69H28V71H27V69H26V72H28V75H31L32 73ZM105 71V70H104ZM103 71V72H104ZM111 71V70H110ZM127 71V72H128ZM130 71H132V70H130ZM215 71V70H214ZM230 71V70H229ZM10 71H8V73H9ZM18 73H20L21 71H17ZM16 72V73H17ZM31 74H30V73ZM74 72V71H73ZM102 72V71H101ZM105 72H107V71H105ZM141 72H143V71H136V70H134V71H132L131 72V74H133V73H135V74H137V73H141ZM183 72H185V73H183ZM194 72V71H193ZM226 72V71H225ZM234 72V71H233ZM1 73V72H0ZM7 73V74H8ZM24 73V72H23ZM69 73L67 74V75H69ZM100 73V72H99ZM115 73V72H114ZM6 74V73H5ZM5 74H3V75H5ZM6 74V75H7ZM10 74H11V72H10ZM35 74V73H34ZM62 74V75H61ZM72 74V73H71ZM103 74V73H102ZM102 74H101V76H102ZM116 74V73H115ZM122 74V73H121ZM123 74H124V72H123ZM126 74H128V73H126ZM191 74V73H190ZM219 74V73H218ZM225 74V73H224ZM2 74H0V76H2V77H4ZM5 75V76H6ZM9 75V74H8ZM20 75H22V73H20ZM24 75V74H23ZM25 75H27L26 73H25ZM27 75V76H28ZM73 75V74H72ZM78 75H77V78H78ZM108 75V74H107ZM125 75V74H124ZM193 75V74H192ZM191 75V76H192ZM217 75V74H216ZM12 77H13V75H11ZM10 76V77H11ZM26 76V77H27ZM36 76V75H35ZM97 76V75H96ZM127 76V75H126ZM135 76H137V75H135ZM197 76H200V74L199 75H197ZM203 76V79L205 78ZM222 76H223V73H222ZM221 76V78H223ZM231 76V75H230ZM1 77V78H2ZM23 77H25V76H23ZM61 77H62V79H61ZM65 77H66V75H65ZM81 77V76H80ZM82 77H84V76H82ZM97 77H99V76H97ZM109 77V76H108ZM113 77V76H112ZM118 77V76H117ZM194 77V76H193ZM211 79H210V78ZM0 78V79H1ZM6 78V77H5ZM67 78H68V76H67ZM71 78V77H70ZM73 78V77H72ZM72 78L71 79H67V80H72ZM100 79L102 78V77H99ZM107 77H105V79H106ZM143 78V77H142ZM144 78V79H145ZM178 78V79H179ZM183 78V79H182ZM217 78H219L218 77V75H217ZM11 79H13V78H11ZM66 79V78H65ZM75 79V76H74V78H73V80ZM80 79H83V78H80ZM103 79V78H102ZM101 79V80H102ZM110 79V78H109ZM137 79V78H136ZM177 79V78H176ZM194 79V78H193ZM203 79H202V81H203ZM213 81H215V79H216V76L215 77H213ZM226 79V78H225ZM188 80H189V78H188ZM196 80H199V79H196ZM195 80V82H197ZM210 80V81H209ZM220 80V79H219ZM222 80V79H221ZM2 81H3V78H2ZM5 81H6V79H5ZM64 81V80H63ZM81 81H78L79 83L81 82ZM113 81H115V80H113ZM118 81V80H117ZM136 81V80H135ZM187 81V80H186ZM185 81V82H186ZM190 81V80H189ZM193 81V80H192ZM6 82H8V81H6ZM22 82V81H21ZM51 81H50V83H49V85L52 83ZM68 83H69V81H67ZM76 82V81H75ZM97 82V81H96ZM98 82H100L99 80H98ZM102 82V81H101ZM126 82V81H125ZM130 82V81H129ZM142 82H143V80H142ZM199 82V81H198ZM3 83V82H2ZM12 83V84H11ZM13 83H14V81L13 82H10V84H8V85H10L11 86V88H12V86H13ZM16 83V82H15ZM47 83V82H46ZM66 83V82H65ZM85 83H83L84 85H85ZM95 83V82H94ZM121 83V82H120ZM126 83H128V82H126ZM131 83V82H130ZM133 83V82H132ZM155 83V82H154ZM178 83V82H177ZM201 83V82H200ZM213 83V82H212ZM3 84H5V83H3ZM2 84V85H3ZM28 84V83H27ZM63 84H64V82H63ZM77 83H75V85H76ZM88 84H89V82H88ZM89 84V85H90ZM95 84H97V83H95ZM95 84H93V85H95ZM186 84V83H185ZM184 84V85H185ZM194 84V83H193ZM192 84V85H193ZM214 84V83H213ZM6 85V84H5ZM24 85V84H23ZM48 85V84H47ZM67 85V84H66ZM80 86L82 85V83H80L79 84ZM93 85H91L94 89H95V87L93 86ZM105 85H106V82H105ZM111 85V84H110ZM114 85V84H113ZM112 85V86H113ZM117 85V84H116ZM115 85V86H116ZM140 85H141V83H140ZM148 85H150V84H148ZM172 85V84H171ZM173 85H175V84H173ZM172 85V86H173ZM187 85V84H186ZM195 85V84H194ZM201 85H202V83H201ZM203 85H204V83H203ZM208 85V84H207ZM218 85V84H217ZM4 86V85H3ZM3 86H1L0 87V91H1V93L3 92V93H5L4 91H5V88H7V87H5L4 88V90H1V89H3ZM29 87H30V83H29V85H28ZM27 86V87H28ZM72 87V84H70L69 83V85H67V87H68V89H69V87ZM73 86H74V84H73ZM79 86V87H80ZM96 86V85H95ZM102 86V85H101ZM107 86V85H106ZM135 84H132L131 85V91H132V94H130V95H126L125 94V92H124V94H125V96L123 95L122 96V102L117 106V107H115V106H113L112 104H114L113 102H111L110 100L111 99H109V101H110V103L109 104H111V105H108V104H104V107L106 106L107 107V105H108V108H106L108 111H106V109H105V113H106V117H108V118H105V119H107V121L109 120V123L107 122L106 124H107V128L105 129L104 128V125H106V124H104L103 125V130L105 129V132L104 133H106V132H111L112 134H109V133H106V135L108 134L109 136L111 135V137L110 138H112V135L115 137V135H121L122 137L123 136H126V134H127V127H128V129H129V131H130V136H135L136 138V141H137V144H138V147L137 148H134V149H136V150H130V151H134V156L135 155H137L138 156V158H159L158 160H160V159H163L162 158V153H164V150L165 149H167V145L169 144V142H175L174 144H176L177 143V146H178V148H179V145L181 146V138L188 132V131H190V128H191V122L190 121H188L187 120V118H185L184 117V114H183V109L184 108H186L185 109V111L187 110V108H188V106L186 107L185 105H186V102H187V105H190L188 102L189 101H191L190 99H192V97H190V99H189V101L187 100L186 102H183L185 105H183V103H181L180 101H176V98L173 100V101H171L170 103H166L167 105L166 106H164V104L163 105H161L162 107H164V108H160L159 109V111H155V110H157V108L156 109H154V113L156 114V115H153V117L155 116L156 118H158V119H160V122L161 123H163V125H164V130L163 131H158L157 130V128L156 129H154L153 128V126H151L152 125V123H151V125L150 126H147L146 125V127H145V131H143V130H141L144 126H145V124H144V126H143V123H144V121H143V118H145V119H148V118H146V117H144V116H146L147 114H148V112L149 111H151L149 108H148V99L150 98V99H152L150 96L151 95H155L153 92H151L150 94H148V93H144L145 91H148L147 89H145V91H141V89H140V93L139 92H136V91H138V90H136L135 89ZM154 86H155V84H154ZM168 86H169V84H168ZM191 86V85H190ZM211 86V85H210ZM213 86V85H212ZM46 87V86H45ZM92 87H89V88H91L92 89ZM98 87V86H97ZM114 87V86H113ZM120 87V86H119ZM129 87V86H128ZM134 87V88H133ZM153 87V86H152ZM158 87V86H157ZM174 87V86H173ZM176 87H177V84H176ZM10 88V89H11ZM78 88V87H77ZM82 88H83V86H82ZM82 88H80V92H81V89ZM101 88V87H100ZM105 88V87H104ZM118 88V87H117ZM117 88H115V89H117ZM126 88H127V86H126ZM172 87H170V89H171ZM178 88V87H177ZM187 88V87H186ZM193 88V87H192ZM197 88V87H196ZM213 88V87H212ZM217 88V87H216ZM16 89V88H15ZM14 89V90H15ZM25 89V88H24ZM31 89V88H30ZM66 89V88H65ZM73 89V88H72ZM72 89H70L69 91H71ZM84 89V88H83ZM99 89V88H98ZM139 89V88H138ZM158 89V88H157ZM174 89V88H173ZM9 90V89H8ZM8 90H6V91H8ZM33 90V89H32ZM51 90V89H50ZM57 90H58V88H57ZM61 90V89H60ZM76 89H74V91H75ZM78 90V89H77ZM77 90H76V92H77ZM86 90H87V87H86ZM88 90H90V89H88ZM97 89H95L94 91L93 90H91V95L90 96H92L94 93H95V91H96ZM136 90V91H135ZM179 90H181V89H179ZM188 90V89H187ZM201 90V89H200ZM204 90H206V87L204 88ZM45 91V90H44ZM47 91H48V88H47ZM54 91V90H53ZM65 91V90H64ZM67 91V90H66ZM63 92V93H61L60 92V94L58 95V93L55 95V96H52V94H51V97L53 98V100H52V98L50 97V99L48 100V101H43L45 104H48V108L50 109L49 110V114H52V116H55V117H53V118H48V117H51V115L50 116H45V117H47V118H41L40 117V119L38 118V125L36 126L37 128V131H39V133H37L38 134V136H39V138H38V141H35V139L37 140V138H35L36 136H34V134L37 132H35V131H29V129H28V131H25L26 130V128H25V126H22L23 128H25V130L24 129H21L20 127V131H22V134L20 135V139H18V140H20V142H19V145H18V148H15V149H17L16 150V154H14V156L12 155V153H11V155L13 156L12 158H9V159H7L6 158V161L5 162H3L2 163V165L1 166H3V168L1 169L0 168V173L2 174V173H4V175L3 176H5V180L4 181H1V182H3L2 183V185H1V187H0V190H2V191H0V209H3V214L0 216V236H3V239H1V240H3V242H2V244H3V246L4 245H8V243H12V241H14V244L13 245H15V246H13V249H14V247H15V253H14V250H12V249H9V247L11 246L10 244V246H8V248L6 247V249L3 247V249H5V250H7V249H9L10 251H12V253H14V255L16 256V258H20L21 259V257H23L26 253V251H28L29 250V248H30V246H31V248L33 247V242L34 241H36L37 242V239L35 238V237H38L40 234L42 235V233H49V235H48V233H47V235L48 236H46V234H45V237L46 238H42L41 237V239H43V240H45V239H49V237H50V232H53V230H56L55 229V227H57L59 224L58 223H61V222H63L64 223V220L63 221H60V219L62 218H60V219H54V218H57V215H56V217H54V216H51V215H55L54 214V212H53V214H49V213H47V212H49V210H48V208H47V212H46V210H44V205L46 206L47 204H43V201H41V199H40V193H41V190L43 189L42 187H43V183H45V182H47L49 179H53V180H57L56 178L57 177H55V179L53 178V176L50 174V168L52 167V163L53 162H56V163H58V167H60L61 165H60V162L62 161V159H64L63 157H65L66 155H69L70 157V160L72 159V157L74 158L75 156H73V155H78V156H76V158L77 157H79L80 158V154H81V152H82V149L84 148L83 146V148L81 149V152L79 153V151L78 150H80L79 149V146L81 147V145L80 144H82L81 143V139H80V137H83L84 135H82L83 133H82V131H83V129H84V127L82 128L80 125H82V123H83V120L85 119V117L91 112V110H90V108L93 110V108H94V106H93V101H91L90 99H92V98H89V100H86L87 102H92L91 103V105L93 106V108L92 107H88L84 102V104L82 103V102H79V104H78V106L76 105V98L78 97H75V94H74V91H72V92ZM154 91V90H153ZM189 91V90H188ZM197 91V90H196ZM203 91V90H202ZM13 92V91H12ZM12 92H11V94H12ZM16 93H18L17 91H15ZM20 92V91H19ZM29 92H30V90H29ZM59 92V91H58ZM75 92V93H76ZM82 92H83V90H82ZM88 92V91H87ZM94 92V93H93ZM97 92H98V90H97ZM141 92H143V93H141ZM148 92H150V91H148ZM160 92V91H159ZM172 92H173V90H172ZM192 92H193V89H192ZM205 92V91H204ZM2 93V94H3ZM30 93H32V91L30 92ZM37 93V92H36ZM40 93V92H39ZM45 93V92H44ZM51 93V92H50ZM54 93V92H53ZM86 93V92H85ZM100 93V92H99ZM103 93V92H102ZM121 93V92H120ZM177 93H178V91H177ZM185 93V92H184ZM1 94V95H2ZM7 94V93H6ZM5 94V95H6ZM29 94V93H28ZM27 94V95H28ZM48 94H49V92H48ZM47 94V95H48ZM78 94H80V93H78ZM82 94V93H81ZM101 94V93H100ZM106 94V93H105ZM122 94V93H121ZM160 94H161V92H160ZM174 94V93H173ZM5 95H2V97L4 96V98H9V94L7 95V96H5ZM32 95V94H31ZM34 95V94H33ZM97 95V94H96ZM117 95V94H116ZM176 95V94H175ZM184 95V94H183ZM188 95V94H187ZM208 95V94H207ZM260 95V94H259ZM11 96H13V94L11 95ZM50 96V95H49ZM79 96H82V95H79ZM86 96H87V93H86ZM85 96V97H86ZM89 96V97H90ZM93 96H95V95H93ZM92 96V97H93ZM105 96V95H104ZM110 96V95H109ZM152 96V97H153ZM156 96L158 97V95H155L153 98H155L156 100H157V98H156ZM206 96V95H205ZM37 97V96H36ZM41 97V96H40ZM39 97V98H40ZM45 97V96H44ZM84 97V98H85ZM98 97V96H97ZM107 97H108V95H107ZM160 97V96H159ZM254 97H256V96H254ZM4 98H2V99H4ZM7 98V99H8ZM14 98V97H13ZM22 98V97H21ZM31 98V97H30ZM33 98V97H32ZM38 98V97H37ZM42 98H43V96H42ZM48 97L46 96V99H47ZM82 98V97H81ZM80 97H79V99H81ZM94 98V97H93ZM185 98V97H184ZM197 98V97H196ZM247 98V97H246ZM6 99V100H7ZM10 99V98H9ZM8 99V100H9ZM36 99V98H35ZM34 99V100H35ZM45 99V98H44ZM78 99V98H77ZM86 99V98H85ZM115 99V98H114ZM147 101H146V100ZM154 99V100H155ZM169 99V98H168ZM185 99H187V98H185ZM252 99V98H251ZM254 99H258L257 100V103H259L260 102V96H259V98H254ZM0 100H1V97H0ZM5 100V102H7ZM153 100V99H152ZM155 100V101H156ZM159 100V99H158ZM177 100H178V98H177ZM193 100V99H192ZM194 100H195V98H194ZM199 100V99H198ZM262 100H264V99H262ZM261 100V101H262ZM37 101H39V100H37ZM82 101V100H81ZM84 101V100H83ZM98 101V100H97ZM97 101H96V99H95V102L97 103ZM168 101V100H167ZM183 101V100H182ZM185 101V100H184ZM196 101V100H195ZM201 101V100H200ZM2 102H4V100L2 101L1 100V102L0 103H2ZM4 102V103H5ZM35 102H36V100H35ZM73 102L75 103V105H73ZM100 102V101H99ZM162 102V101H161ZM31 103V102H30ZM41 103V102H40ZM39 103V104H40ZM89 103V104H90ZM102 103V102H101ZM103 103H104V101H103ZM102 103V104H103ZM160 103V102H159ZM200 103V102H199ZM206 103V102H205ZM246 103V102H245ZM255 103V102H254ZM3 104V103H2ZM10 105L12 104L11 102L9 103ZM25 104V103H24ZM50 104V105H49ZM95 104V103H94ZM102 104L100 105V106H102ZM201 104V103H200ZM247 104V103H246ZM22 105V104H21ZM35 105H37L36 103H35ZM60 105H62L61 107V109H60V113L61 114H59L58 116L59 117H57V114H53V112L51 113V111H54V109L57 111V109H59V107H60ZM91 105H89V106H91ZM115 105V104H114ZM181 105H183V106H185L184 108L183 107H181ZM249 105V104H248ZM5 106H7L8 107V104L7 105H5ZM24 106V105H23ZM26 106H27V104H26ZM25 106V107H26ZM45 106V105H44ZM55 106H59L58 108L57 107H55ZM97 106V105H96ZM96 106H95V108H96ZM98 106H99V104H98ZM160 106V105H159ZM160 106V107H161ZM191 106L192 105H190L189 106V109L191 108ZM202 106H203V104H202ZM243 106H245V105H243ZM1 107L2 106H0V110H1V114H2V110L3 109H1ZM7 107L5 108V109H7ZM20 107V106H19ZM32 107V106H31ZM42 107V106H41ZM50 107H55L54 109H51ZM103 107V106H102ZM150 107V106H149ZM39 108V107H38ZM57 108V109H56ZM94 108V109H95ZM97 108H99V107H97ZM183 108V109H182ZM27 109V108H26ZM28 109H31V108H28ZM34 109V108H33ZM36 109H37V107H36ZM45 109V108H44ZM43 109V110H44ZM102 109V108H101ZM20 110V109H19ZM18 110V111H19ZM103 110V109H102ZM24 111V110H23ZM39 111H41V110H39ZM95 111V110H94ZM98 111V110H97ZM183 111V112H182ZM191 111V110H190ZM198 111V110H197ZM4 112H5V110H4ZM35 112H37V111H35ZM46 112H48V110L46 111ZM45 112V113H46ZM55 112V111H54ZM25 113H27V112H25ZM34 113V112H33ZM38 113V112H37ZM95 113H96V111H95ZM95 113H93L94 115H95ZM100 113V112H99ZM98 113V115H100ZM103 114H104V116H105V113H104V111L102 112ZM150 113V112H149ZM184 113H186V112H184ZM199 113V112H198ZM4 114V113H3ZM3 114L1 115V117L3 116ZM32 114V113H31ZM40 114V113H39ZM91 114V113H90ZM108 114V115H107ZM152 113H150V115H151ZM190 114V113H189ZM194 114V113H193ZM6 115V114H5ZM27 115H28V113H27ZM38 115V114H37ZM43 115H44V113H43ZM42 115V116H43ZM94 115H93V118H94ZM191 115V114H190ZM14 114L12 115V119H15L14 117L16 116H14ZM24 116H25V114H24ZM80 116H83L84 117V119H83V117H80ZM102 116V115H101ZM149 116V114L147 115V117ZM193 116V115H192ZM264 116V115H263ZM22 117V116H21ZM27 117V116H26ZM91 117H92V115H91ZM91 117H88V118H90V120H93ZM128 117V118H127ZM236 117H238V116H236ZM4 118V117H3ZM32 118H33V116H32ZM79 118H82L81 120H80V122H81V124L80 125H78L79 124ZM87 118V117H86ZM88 118H87V120H88ZM155 118V119H156ZM193 118V117H192ZM191 118V119H192ZM240 118V117H239ZM262 118V117H261ZM11 119V120H12ZM23 119V118H22ZM24 119H26V118H24ZM23 119V120H24ZM28 119H29V116H28ZM35 119V118H34ZM34 119H33V121H34ZM97 119V118H96ZM95 119V120H96ZM98 119H101L100 117L98 118ZM103 120V121H105L106 122V120ZM153 119V118H152ZM154 119V120H155ZM158 119H157V121H155L156 123L158 122ZM11 120H10V123H12L11 122ZM36 120H37V118H36ZM86 120V119H85ZM84 120V121H85ZM90 120H88V121H90ZM195 120H197V119H195ZM201 120H203V118L201 119ZM19 121V120H18ZM33 121L31 120V123H33ZM193 121V120H192ZM232 121V120H231ZM9 122V121H8ZM25 122H26V120H25ZM86 122V121H85ZM84 122V123H85ZM90 122H94V120L93 121H90ZM97 122H99V121H97L96 120V122H94V123H96L97 124ZM196 122V121H195ZM194 122V123H195ZM228 122V121H227ZM17 123V122H16ZM34 123H35V121H34ZM83 123V124H84ZM101 122H99L98 123V125L100 124ZM148 123V122H147ZM200 123V122H199ZM207 124H208V122H206ZM219 123H221V122H219ZM225 123V122H224ZM224 123L222 124L223 126H221L220 127V129H217L218 131H220V133L222 134V135H227V134H231V133H235V132H237V131H239V130H243V128H242V126H240V124L238 125L237 123H234V124H227L226 123V125H224ZM8 124V123H7ZM18 124H20V123H18ZM26 124V123H25ZM36 124V123H35ZM86 124V123H85ZM88 125H89V127L87 126V125H84L85 126V129H86V127H88V128H90V126H92L89 122L87 123ZM101 124H103V123H101ZM150 124V123H149ZM198 124V123H197ZM247 124V123H246ZM10 125V124H9ZM28 125V124H27ZM31 125V124H30ZM162 125V124H161ZM162 125V126H163ZM201 125H202V122H201ZM200 125V126H201ZM210 125H212V124H210ZM249 125V124H248ZM12 126V125H11ZM21 126V125H20ZM33 126V125H32ZM35 126V125H34ZM93 126H95V125H93ZM97 126V125H96ZM95 126V127H96ZM143 126V127H142ZM156 126H157V124H156ZM162 126H161V128H162ZM197 126H199V125H197ZM206 126V124H203V126H202V129L204 128ZM218 126H219V124H218ZM217 126V127H218ZM245 125H243V127H244ZM26 127H29V125L28 126H26ZM94 127V128H95ZM98 127V126H97ZM141 127V129H140V131H139V128ZM211 127V126H210ZM217 127H215V129L213 128H211L213 131L214 130H216V128ZM10 127H8V128H6L5 127V129H3V131L0 133V139L1 140H3L4 142H8L13 136L12 135H15V133H17V134H19L18 132H19V130H18V132L14 129V128H11V129H9ZM18 128V127H17ZM18 128V129H19ZM30 128V127H29ZM33 128V127H32ZM31 128V129H32ZM91 128H93V127H91ZM102 128V127H101ZM101 128L99 127V129H100V132H101ZM130 128H132L131 130H130ZM161 128H159V129H161ZM197 128V127H196ZM194 129V128H192L193 130H194V132H190V134L191 135H188V136H191V138H192V140H194L196 137H198L199 135H200V132H201V129L200 128H198V130L197 129ZM206 128H209V126L208 127H206ZM30 129V130H31ZM99 129H98V131H99ZM191 129V130H192ZM205 129V128H204ZM245 129V128H244ZM252 129H253V127H252ZM33 130V129H32ZM88 130H91V129H88ZM95 130H97V129H95ZM95 130L94 131H92L91 130V133L92 134H94L93 132H95ZM102 130V131H103ZM106 130H108V131H106ZM133 130V131H132ZM162 130V129H161ZM209 130V129H208ZM207 130V131H208ZM24 131V132H23ZM85 131H87V129L85 130ZM132 131V132H131ZM206 131V130H205ZM204 131V132H205ZM210 131V130H209ZM27 132V133H26ZM35 132V133H34ZM134 132V133H133ZM138 132H140V133H138ZM141 132H144L143 134L141 133ZM212 132V131H211ZM211 132H209L210 134H213V133H211ZM242 132V131H241ZM246 132V131H245ZM21 133V132H20ZM34 133V134H33ZM89 133V131L87 132V134ZM114 133V134H113ZM132 133H133V135H132ZM16 134V135H17ZM79 134H81L80 136H79ZM86 134V135H87ZM216 134H217V132L215 131V136H216ZM239 134H240V132H239ZM238 134V135H239ZM89 135H91V134H89ZM106 135H102V137L103 136H106ZM107 135V136H108ZM214 135V134H213ZM235 135H237V134H235ZM243 135H244V133H243ZM19 135H17V137H18ZM106 136V137H107ZM128 136V135H127ZM217 136H219V133L217 134ZM231 136L233 137V135L231 134ZM11 137V138H10ZM17 137H16V139H17ZM86 137V136H85ZM87 137H88V135H87ZM90 137V136H89ZM106 137H105V139H106ZM121 137V138H122ZM187 137V136H186ZM201 137V135L199 136V138ZM204 137V136H203ZM10 138V139H9ZM35 138V139H34ZM40 138H41V141H39L40 140ZM84 138V137H83ZM99 138H101L100 136H99ZM116 138V137H115ZM119 138V141H122L121 140V138L120 137H118ZM124 138V137H123ZM157 138H159L158 139V141H156V142H158L159 143V140H161L162 141V145L163 146H161L163 149L162 150H160V148H159V146L161 145V143L160 144H157V146H155L154 145V147L156 148V147H158L159 148V150H158V148L156 149L157 151H155V150H153V141L155 140V139H157ZM185 138V137H184ZM188 138V137H187ZM205 138V137H204ZM211 138H212V140H213V137H212V135H211ZM219 138H221V136L219 137ZM229 138H231L230 136H229ZM228 138V139H229ZM15 139V138H14ZM13 138H12V141H16V140H14ZM86 139V138H85ZM84 139V140H85ZM87 139H89V138H87ZM87 139L85 140L86 142H87ZM92 139H93V141H94V138H91V141H92ZM102 139H104V137L102 138ZM134 139V140H135ZM222 139V138H221ZM17 140V141H18ZM80 140V141H79ZM98 140V139H97ZM101 140V139H100ZM126 140V139H125ZM186 140V139H185ZM200 140H203L202 139V137H201V139ZM206 140V139H205ZM225 140V139H224ZM11 141V142H12ZM16 141V142H17ZM84 141V144L86 145V142ZM111 140L109 139V141L107 140H105V143L103 142V140H102V142L104 143H102L103 145H105L106 144V142H108V144H109V142H110ZM116 141H118V140H116ZM128 141V140H127ZM228 141V140H227ZM10 142V141H9ZM83 142V141H82ZM112 142H114L113 140L111 141V144L113 145H115V147H116V144L115 143H112ZM132 142V141H131ZM155 142V143H156ZM183 142V141H182ZM219 142H221V141H219ZM99 142H97V144H98ZM117 143V142H116ZM123 143V142H122ZM134 143V142H133ZM132 143V144H133ZM154 143V144H155ZM184 143H185V141H184ZM210 143V142H209ZM224 143V142H223ZM3 144V143H2ZM6 145V147H4L5 148V150L6 149H9V147H11L12 145L14 146V144L12 143H10L11 144V146H10V144L8 145L7 143H5ZM108 145V146H112V145ZM171 144V143H170ZM169 144V145H170ZM84 145V146H85ZM92 145H95V144H92ZM91 145V146H92ZM100 146H101V144H99ZM98 145V146H99ZM102 145V146H103ZM130 145V144H129ZM135 145V144H134ZM159 145V146H158ZM223 145V144H222ZM221 145V146H222ZM102 146H101V148H102ZM133 146V145H132ZM175 146V145H174ZM177 146H176V148H177ZM221 146L218 144V145H216V146H213V147H211L210 149H209V151L207 150L206 151V153H205V157L207 158V160L209 159V160H211V161H215V162H219V163H222V166H226V164L225 163H227V162H230V160L228 159V158H230V157H227L228 155V153H229V151H228V153L226 154L224 151H223V149L221 150ZM2 147V148H3ZM113 147V146H112ZM126 147H127V145H126ZM223 147V146H222ZM32 148H34L37 152V154L35 153V151H34V153L36 154V155H38L37 156V158H36V156L33 158V159H29L28 160V156L30 155V150L32 149ZM85 148H86V146H85ZM105 148H106V145L104 146V151H105ZM108 148V147H107ZM110 148V147H109ZM114 148V147H113ZM33 149V150H34ZM89 149V148H88ZM183 149V148H182ZM229 149V148H228ZM14 150V149H13ZM94 150V149H93ZM92 150V151H93ZM109 150V149H108ZM107 150V151H108ZM111 150V149H110ZM109 150V151H110ZM126 150V149H125ZM170 150V149H169ZM2 151V150H1ZM6 151H8V150H6ZM10 151H11V149H10ZM84 151V150H83ZM100 151V150H99ZM112 151V150H111ZM153 151H155V153H153ZM232 151V150H231ZM13 152H15V150L13 151ZM77 152L79 153V154H77ZM168 152V151H167ZM173 152V150L169 153L170 154V156L173 154L172 153ZM4 153V152H3ZM32 153V152H31ZM114 153V152H113ZM117 153V152H116ZM88 154V153H87ZM92 154V153H91ZM95 154V153H94ZM97 154V153H96ZM110 154H111V152H110ZM118 154H120V153H118ZM127 154V153H126ZM152 154H154V157L152 156ZM165 154V153H164ZM174 154H176V153H174ZM173 154V155H174ZM178 154V153H177ZM184 154H185V152H184ZM200 154V153H199ZM231 154V153H230ZM1 155V154H0ZM8 155V154H7ZM6 155V156H7ZM86 155V154H85ZM113 155V154H112ZM166 155V154H165ZM164 155V156H165ZM182 155V154H181ZM233 155V154H232ZM5 156V157H6ZM82 156V155H81ZM84 156V155H83ZM95 156V155H94ZM97 156V155H96ZM115 156H116V154H115ZM136 156V157H137ZM231 156V155H230ZM4 157V156H3ZM9 157H11V156H9ZM30 157V156H29ZM85 157V156H84ZM83 157V158H84ZM91 157V156H90ZM104 157H106V156H104ZM125 157V156H124ZM127 157V156H126ZM18 158H19V160H20V158H21V160H20V162H21V165L19 164V161H18ZM76 158H74L75 159V161H74V163H76L77 164V159ZM87 158H89V157H87ZM95 158V157H94ZM93 158V159H94ZM165 158L166 157H164V159L163 160H165ZM179 158V157H178ZM203 158V157H202ZM239 158V157H238ZM66 159V158H65ZM74 159H72V160H74ZM80 159H82V158H80ZM79 159V160H80ZM130 159V158H129ZM5 160V159H4ZM28 160V161H27ZM86 160V159H85ZM89 160H92L91 158L89 159ZM88 160V161H89ZM113 160V159H112ZM135 160V159H134ZM148 160V159H147ZM182 160V159H181ZM209 160H208V162H209ZM64 161V160H63ZM138 161V160H137ZM161 161V160H160ZM1 162V161H0ZM82 162V161H81ZM86 162V161H85ZM93 162V161H92ZM136 162V161H135ZM79 163V162H78ZM91 163V162H90ZM152 163V162H151ZM150 163V164H151ZM207 163V162H206ZM214 163V162H213ZM63 164V163H62ZM81 164V163H80ZM85 164V163H84ZM126 164V163H125ZM135 164V163H134ZM137 164V163H136ZM146 164H148L147 162H146ZM145 164V165H146ZM217 164V163H216ZM223 164H225V165H223ZM20 165V166H19ZM63 165H65V164H63ZM63 165H62V167H63ZM72 165H74V164H72ZM131 165V164H130ZM141 165V164H140ZM214 165V164H213ZM228 165V164H227ZM0 166V167H1ZM81 166L83 167V165L81 164ZM80 166V167H81ZM93 166V165H92ZM138 166V165H137ZM136 166V167H137ZM148 166V165H147ZM151 166H152V164H151ZM150 166V167H151ZM56 167H57V165H56ZM58 167L57 168H54L53 170H59L58 169ZM81 167V168H82ZM88 167V166H87ZM131 167V166H130ZM134 168V170L135 169H137V168ZM139 167V166H138ZM156 167V166H155ZM61 168V167H60ZM65 168V170L67 169V170H69L68 168H66V167H64ZM79 168V167H78ZM81 168H79V169H77V170H79L80 171V169ZM133 168V167H132ZM141 168H143V167H141ZM63 169V168H62ZM73 169V168H72ZM82 169H84V170H86L85 168H82ZM93 169V168H92ZM129 169H131V168H129ZM169 169V168H168ZM21 170V171H20ZM70 170H71V168H70ZM84 170H83V173H84ZM150 170V169H149ZM153 170V169H152ZM23 171V172H22ZM64 171V170H63ZM74 171H75V169H74ZM79 171H77V173H76V171H75V173H72V171H70L69 173H68V175H66V179H68L67 181H69L70 183H71V185L75 188V190H76V192L77 191H79V189H78V186L76 185V181H75V177H74V174H76V176H78L77 174H78V172ZM88 171V170H87ZM130 171V170H129ZM139 171V170H138ZM143 171H144V169H143ZM154 171V170H153ZM225 171V170H224ZM57 172V171H56ZM60 172V171H59ZM68 172V171H67ZM66 171L64 172V173H67ZM134 172V171H133ZM64 173H61V175L62 176H60V177H63L64 175ZM81 173V172H80ZM82 173V174H83ZM132 173V172H131ZM135 173V172H134ZM73 174V175H72ZM86 174V173H85ZM210 174V173H209ZM84 175V174H83ZM83 175H80V176H83ZM87 175V174H86ZM1 176V175H0ZM3 176H1V177H3ZM110 176V175H109ZM89 177V174H88V176H87V178ZM78 178V177H77ZM84 178H85V176H84ZM90 178V177H89ZM104 178H106V177H104ZM192 178V177H191ZM62 179V178H61ZM82 179V178H81ZM3 180V179H2ZM88 180V179H87ZM189 180V179H188ZM50 181V180H49ZM62 181H64V180H62ZM75 181V182H74ZM86 181V180H85ZM50 182H52V181H50ZM65 182V181H64ZM80 182V181H79ZM68 183V182H67ZM70 183H69V185H70ZM83 183V182H82ZM110 183V182H109ZM112 183V182H111ZM139 183V182H138ZM209 183V182H208ZM50 184V183H49ZM54 184V183H53ZM117 184V183H116ZM179 184V183H178ZM57 185V184H56ZM60 185H61V183H60ZM104 185V184H103ZM110 185V184H109ZM71 186V187H72ZM56 187V186H55ZM72 187V188H73ZM80 187V186H79ZM167 187V186H166ZM165 187V188H166ZM170 187V186H169ZM176 187V186H175ZM175 187H173V188H175ZM182 187V186H181ZM2 188V189H1ZM160 188V187H159ZM162 188V187H161ZM171 188V187H170ZM170 188H169V191H166V195L165 196H167V197H165L164 195V198L165 199H167L170 195L169 194H167L168 192H170ZM178 188V187H177ZM45 189V188H44ZM54 189V188H53ZM157 189V188H156ZM65 190H66V188H65ZM160 190V189H159ZM162 190H163V188H162ZM162 190L160 191L161 193H162ZM173 190V189H172ZM43 191V190H42ZM47 191V190H46ZM53 191V190H52ZM68 191V190H67ZM81 191V190H80ZM79 191V192H80ZM174 191V190H173ZM177 191V190H176ZM219 191H220V189H219ZM227 191V190H226ZM44 192L45 191H43V195H44ZM55 192V191H54ZM153 192V191H152ZM151 192V193H152ZM225 192V191H224ZM171 193V192H170ZM173 193V192H172ZM176 193V192H175ZM210 193V192H209ZM218 193V192H217ZM217 193H216V195H217ZM226 193V192H225ZM45 194H47L46 196H48V194L49 193H45ZM69 194V193H68ZM75 194V193H74ZM79 194V193H78ZM77 194V195H78ZM153 194V193H152ZM236 194V193H235ZM65 195V194H64ZM82 195V194H81ZM178 195V194H177ZM206 195V194H205ZM76 196V195H75ZM145 196V195H144ZM157 196V195H156ZM218 196H219V194H218ZM78 197V196H77ZM160 197H162V196H160ZM171 197V196H170ZM213 197V196H212ZM211 197V198H212ZM220 197V196H219ZM42 198V197H41ZM56 198V197H55ZM83 198V197H82ZM150 198H151V196H150ZM218 198V197H217ZM44 199H48V198H44ZM43 199V200H44ZM141 199V198H140ZM157 199H158V196H157ZM159 199H161V198H159ZM229 199V198H228ZM67 200V199H66ZM146 200V199H145ZM144 200V201H145ZM148 200V199H147ZM151 200V199H150ZM153 200V199H152ZM151 200V201H152ZM176 200V199H175ZM190 200V199H189ZM188 200V201H189ZM211 200H214L215 201V199H211ZM211 200L210 201H208L207 203L209 204L208 205V209H215L216 210V212L218 211V210H220V209H218V207H217V203H213V202H211ZM10 202V204L7 206V205H5L6 204V202ZM48 201V200H47ZM142 201V200H141ZM140 201V202H141ZM143 201V202H144ZM154 201V200H153ZM162 201H164V200H162ZM207 201V200H206ZM222 201V200H221ZM138 202V201H137ZM142 202V203H143ZM147 202V201H146ZM149 202V201H148ZM181 202V201H180ZM218 202V201H217ZM41 203L43 204V206H41ZM68 203V202H67ZM136 203V202H135ZM142 203H140L141 205H142ZM176 203H178V202H176ZM189 203V202H188ZM206 203V202H205ZM206 203V204H207ZM229 203V202H228ZM231 203V202H230ZM115 204V203H114ZM137 204V203H136ZM139 204V203H138ZM137 204V205H138ZM145 204V203H144ZM143 204V205H144ZM147 204V203H146ZM149 204V203H148ZM171 204H173V203H171ZM170 204V205H171ZM80 205V204H79ZM82 205V204H81ZM104 205V204H103ZM130 205V204H129ZM136 205V206H137ZM180 205V204H179ZM190 205V204H189ZM199 205H201V204H199ZM224 205H226V204H224ZM38 206H40V209H39V207ZM48 206V205H47ZM108 206V205H107ZM139 206V205H138ZM138 206H137V208H135V209H133V208H129L128 210H126V211H124L125 213H124V215H123V213H122V215L124 216L123 218H122V216L120 217V218H122L123 219V222H124V224H126L127 222L128 223H130L131 224V222L133 223V222H139V221H141L142 223H143V227H144V229L145 230H147V231H152L153 233L155 232V233H157L158 234V231L157 230H159L160 231V229H158V228H160V219H156L155 217H157V216H155V217H153V215H150L149 213V215L146 213V212H148L147 210H145L146 212L144 213V211L142 210V207H139L138 208ZM177 206V205H176ZM174 207L173 205L171 206V208H172V211H173V213H176L177 215H180V214H178V211H179V209H176V208H178V206L177 207ZM207 206V205H206ZM221 206V205H220ZM228 206H230L229 204H228ZM37 207H38V211L40 210L41 212H43V214L42 213H38V215L40 214L41 216L39 217V216H36L35 217V215H34V212H36L37 210H35V209H37ZM43 207V208H42ZM49 207V206H48ZM173 207H174V209H173ZM181 207H182V205H181ZM181 207H179V208H181ZM184 207H185V205H184ZM187 207V206H186ZM42 208V209H41ZM45 208V209H46ZM94 208H96L95 206H94ZM93 208V209H94ZM128 208V207H127ZM170 208V209H171ZM64 209V208H63ZM114 209V208H113ZM143 209H146L145 207L143 208ZM176 209V210H175ZM182 209H183V207H182ZM204 209V208H203ZM209 210V211H211V213H216V212H214L215 210H213V212H212V210ZM218 209V210H217ZM35 210V211H34ZM102 210H103V208H102ZM124 210V209H123ZM152 210V209H151ZM168 210V209H167ZM189 210V209H188ZM205 210H206V208H205ZM221 210H223V209H221ZM39 211V212H40ZM65 211V210H64ZM77 211H78V209H77ZM94 211V210H93ZM96 211V210H95ZM163 211V210H162ZM169 211V210H168ZM231 211V210H230ZM32 212H33V215H32ZM51 212V211H50ZM100 212V211H99ZM98 211H97V214L99 213ZM104 212V211H103ZM115 211H113V213H114ZM167 212V211H166ZM170 212V211H169ZM168 212V213H169ZM184 212V211H183ZM182 212V213H183ZM221 212V211H220ZM223 212V211H222ZM221 212V214H219V216L221 217V215L223 214ZM226 212H227V210H226ZM7 213V214H6ZM73 213H75V212H73ZM105 213V212H104ZM118 213V212H117ZM159 213V212H158ZM179 213H181V211H179ZM181 213V214H182ZM185 213V212H184ZM208 213V212H207ZM219 213V212H218ZM58 214V213H57ZM96 214V218L97 219H94V220H99L98 218L100 217L99 215H97ZM103 214V213H102ZM166 214V213H165ZM170 215H173L172 214V212H170L169 213ZM176 214H174V215H176ZM205 214V213H204ZM37 215V214H36ZM107 215V214H106ZM114 215V214H113ZM121 215V214H120ZM126 215V216H125ZM157 215V214H156ZM174 215H173V217H174ZM176 215V216H177ZM188 215V214H187ZM211 215V214H210ZM214 215V214H213ZM212 215V217L211 218H209L210 219V221H213V220H216V218H215V215H216V217H219V216H217L218 214H215L214 216ZM59 216V215H58ZM69 216V215H68ZM82 216V215H81ZM102 216V215H101ZM109 216V215H108ZM167 216H169V215H167ZM209 215H207V217H208ZM228 216V215H227ZM103 217V216H102ZM102 217H100V220L102 221ZM160 217V216H159ZM181 217H182V215H181ZM232 217V216H231ZM59 218V217H58ZM90 218V217H89ZM111 218H112V216H111ZM155 218V219H154ZM166 218H168V217H165V220H166ZM171 218V217H170ZM184 218V217H183ZM187 218V217H186ZM116 219V218H115ZM121 219V220H122ZM163 219V218H162ZM172 219V218H171ZM218 219V218H217ZM56 220V221H55ZM81 220H83V219H81ZM91 220V219H90ZM94 220H92L91 222H90V224L93 222L94 223ZM99 220V221H100ZM103 220H104V218H103ZM106 220V219H105ZM118 220V219H117ZM174 220V219H173ZM194 220V219H193ZM58 221V222H57ZM99 221H97L98 223H99ZM167 221V220H166ZM169 221H170V219H169ZM168 221V222H169ZM182 221H184V220H182ZM200 221V220H199ZM218 221V220H217ZM221 221V220H220ZM226 221V220H225ZM78 222V221H77ZM116 222V221H115ZM122 222V221H121ZM121 222H120V224H121ZM123 222H122V224H123ZM138 222L137 223H135V225H137L138 224ZM140 222V223H141ZM171 222V221H170ZM197 222V221H196ZM58 225H57V224ZM66 223V222H65ZM75 223V222H74ZM92 223V224H93ZM110 223V222H109ZM118 223H119V221H118ZM128 223H127V225H128ZM183 223V222H182ZM208 223H210V222H208ZM208 223H206V224H208ZM213 223V222H212ZM62 224V223H61ZM88 223H86V225H87ZM89 224V225H90ZM95 224V223H94ZM93 224V225H94ZM117 224V223H116ZM171 224H172V222H171ZM199 224V223H198ZM57 225V226H56ZM102 225V224H101ZM104 225V224H103ZM106 225V224H105ZM105 225H104V227H105ZM110 226L112 225V224H109ZM133 225V224H132ZM182 225V224H181ZM60 226H64V224L63 225H60ZM59 226V227H60ZM79 226V225H78ZM97 226V225H96ZM99 226V225H98ZM107 226V228H108V225H106ZM119 226V225H118ZM125 226V225H124ZM184 226V225H183ZM100 227H102V226H100ZM100 227H96V228H100ZM114 227V226H113ZM123 227V226H122ZM126 227V226H125ZM138 227V226H137ZM141 227V226H140ZM201 227V226H200ZM103 228V227H102ZM111 228V227H110ZM118 228V227H117ZM171 228V227H170ZM233 228V227H232ZM94 229V228H93ZM101 229V228H100ZM105 229V228H104ZM172 229V228H171ZM174 229V228H173ZM172 229V230H173ZM188 229V228H187ZM99 230V229H98ZM112 230H113V228H112ZM111 230V231H112ZM116 230H118V229H116ZM91 231V230H90ZM102 231V230H101ZM100 231V232H101ZM107 231H109V230H107ZM106 231V232H107ZM111 231H110V233L108 234L109 235V237H111V238H113V239H115V240H117L118 239V237H117V239H116V236H115V238L111 235L110 236V234H112L111 233ZM125 231V230H124ZM128 231V230H127ZM141 231V230H140ZM207 231V230H206ZM104 232H105V230H104ZM113 233H114V231H112ZM116 232V231H115ZM133 232V231H132ZM137 232V231H136ZM169 232H171V230L169 231ZM187 232V231H186ZM36 233H37V236H36ZM54 233V236L55 235H57V234H55V233H57V230L56 231H54L53 232ZM53 233H51L52 234V236H53ZM92 233V232H91ZM94 233V232H93ZM98 233V232H97ZM151 233V232H150ZM152 233V234H153ZM172 233V232H171ZM189 233V232H188ZM59 234V233H58ZM95 234V233H94ZM102 234H103V232H102ZM107 233H105L104 234V236H103V238L105 237V235H106ZM116 234H117V232H116ZM167 234V233H166ZM96 235V234H95ZM100 235H101V233H100ZM108 235L106 236L107 238H108ZM172 235V234H171ZM50 237V238H53V237ZM58 236V235H57ZM72 236V235H71ZM98 236V235H97ZM156 236V235H155ZM162 236V235H161ZM173 236H174V234H173ZM224 237V236H223ZM2 238V237H1ZM40 238V237H39ZM80 238V237H79ZM83 238V237H82ZM106 238V239H107ZM120 238H123L122 236H120ZM120 238H119V240H120ZM151 238V237H150ZM155 238V237H154ZM157 238V237H156ZM226 238V237H225ZM224 238V239H225ZM41 239H40V241H41ZM56 239V238H55ZM110 239V238H109ZM149 239V238H148ZM175 239V238H174ZM208 239V238H207ZM220 239V238H219ZM1 240H0V242H1ZM42 240V242H45L46 243V240L45 241H43ZM50 240V239H49ZM49 240H47L48 242H50ZM73 240H74V238H73ZM104 240V239H103ZM124 240V239H123ZM122 240V241H123ZM145 240V239H144ZM155 240V239H154ZM153 240V241H154ZM161 240V239H160ZM158 241V238H157V241L155 240V242H154V244L156 243V244H159L160 245V242L162 241ZM165 241H166V239H164ZM171 239H167V242H169ZM176 240V239H175ZM174 240V241H175ZM203 240V239H202ZM39 241V240H38ZM80 241V245H82L81 244V240H79ZM118 241V240H117ZM150 241V240H149ZM148 241V242H149ZM152 241V240H151ZM152 241V242H153ZM76 242V241H75ZM97 242V241H96ZM120 242V241H119ZM132 242V241H131ZM170 242H173L172 240L170 241ZM170 242L168 243V244H170ZM186 242V241H185ZM205 242V241H204ZM208 242V241H207ZM217 242V241H216ZM223 242V241H222ZM6 243V244H5ZM35 243V242H34ZM44 243V244H45ZM68 243V242H67ZM79 243V242H78ZM210 243V242H209ZM2 244H0V261L1 260H4L5 261V264H7L6 263V261H8V257H13L14 255L11 253H9L11 256H8V255H6L5 253H3V252H6L5 250L3 251L2 250ZM37 244H40V242L38 243L37 242ZM37 244H35V245H37ZM54 244V243H53ZM131 244V243H130ZM168 244H166L167 246H168ZM174 244V243H173ZM179 244V243H178ZM42 245V244H41ZM46 245V244H45ZM48 245V244H47ZM64 245V244H63ZM161 245H164L165 246V242H164V244H163V241H162V244ZM159 246V247H162V246ZM239 245V244H238ZM11 246V247H12ZM38 246V245H37ZM52 246V245H51ZM78 246V245H77ZM76 246V247H77ZM150 246V245H149ZM151 246H153V245H151ZM175 246V245H174ZM173 246V247H174ZM199 246V245H198ZM215 246V245H214ZM235 246V245H234ZM10 247V248H11ZM81 247V246H80ZM79 246H78V248H80ZM154 247V246H153ZM156 247H158V245L156 246ZM172 247V246H171ZM176 247V246H175ZM180 247V246H179ZM197 247V246H196ZM195 247V248H196ZM77 248V249H78ZM99 248V247H98ZM103 248V247H102ZM178 248V247H177ZM187 248V247H186ZM232 248V247H231ZM63 249V248H62ZM66 249V248H65ZM107 249V248H106ZM109 249V248H108ZM155 249V248H154ZM161 249H163V248H161ZM182 249V248H181ZM216 249V248H215ZM72 250V249H71ZM80 250V249H79ZM139 250V249H138ZM158 250H160V249H158ZM164 250V249H163ZM194 250V249H193ZM3 251V252H2ZM65 251V250H64ZM74 251V250H73ZM103 251H105V250H103ZM115 251V250H114ZM156 250H154V252H155ZM181 251H183V250H181ZM181 251L179 250V252H178V250L176 251V249L175 248H170L169 247V249H167V253H168V255H166V257L168 256L169 258H172V259H168V257L166 258V259H168V260H170V261H168V264H186V263H189L190 261L192 262L193 260H191V257L189 258V257H185L183 254H185V253H181ZM188 251V250H187ZM198 251V250H197ZM196 251V252H197ZM9 252V251H8ZM62 252V251H61ZM67 252V251H66ZM66 252H64V253H66ZM70 252H72V251H70ZM77 252V251H76ZM75 252V253H76ZM127 252V251H126ZM140 252H142V251H140ZM157 252H159V251H157ZM156 252V253H157ZM186 252V251H185ZM190 252V251H189ZM192 252V251H191ZM190 252V253H191ZM209 252V251H208ZM218 252V251H217ZM7 253V252H6ZM48 253V252H47ZM118 253V252H117ZM165 253V252H164ZM201 253V252H200ZM199 253V254H200ZM46 254V253H45ZM150 254V253H149ZM169 254H171V256H169ZM187 254V253H186ZM197 254V253H196ZM64 255H66V254H64ZM71 255H73V254H71ZM71 255H70V257H71ZM77 255V254H76ZM154 255H156V256H158L157 254H154ZM162 255H163V253H162ZM165 255V254H164ZM193 255V254H192ZM195 255V254H194ZM8 256V257H7ZM15 256H14V258H15ZM68 256H69V254H68ZM145 256V255H144ZM153 256V255H152ZM160 256V255H159ZM187 256H189V253H188V255ZM196 256V255H195ZM202 256H204L203 254H202ZM230 256V255H229ZM26 257V256H25ZM32 257V256H31ZM35 257V256H34ZM73 257V256H72ZM108 257H109V255H108ZM162 257V256H161ZM193 257V256H192ZM197 257V256H196ZM14 258H10V259H13L14 260ZM24 258V257H23ZM67 258V257H66ZM77 259H78V257H76ZM80 258V257H79ZM138 258V257H137ZM147 258V257H146ZM153 258H155L156 259V257H153ZM163 258V257H162ZM165 258H164V260H165ZM199 258H200V256H199ZM225 258V257H224ZM25 259V258H24ZM31 259V258H30ZM42 259V258H41ZM100 259V258H99ZM155 259H154V261H155ZM193 259V258H192ZM197 259V258H196ZM227 259V258H226ZM13 260H11V262L10 263H12V261ZM29 260V259H28ZM59 260V259H58ZM71 260V259H70ZM76 260V259H75ZM80 260H82V259H80ZM105 260V259H104ZM127 260V259H126ZM147 260V259H146ZM197 260H200V259H197ZM3 261V262H4ZM15 261V260H14ZM20 261V260H19ZM41 261V260H40ZM161 261H162V259H161ZM195 261V260H194ZM3 262H0V263H3ZM71 262V261H70ZM69 262V263H70ZM190 262V263H191ZM222 262V261H221ZM223 262H224V260H223ZM68 263V264H69ZM76 263H78V262H76ZM108 263V262H107ZM125 263V262H124ZM153 263H155V262H153ZM162 263V262H161ZM167 263V262H166ZM189 263V264H190ZM4 264V263H3ZM24 264V263H23ZM29 264V263H28ZM54 264V263H53ZM74 264H75V261H74ZM150 264V263H149ZM152 264V263H151ZM157 264H158V261H157ZM162 264H164V263H162ZM193 264V263H192ZM206 264V263H205ZM219 264V263H218ZM223 264V263H222ZM224 264H232L231 262H225Z\"/></svg>", "mask_w": 264, "mask_h": 264}]
</instances>
